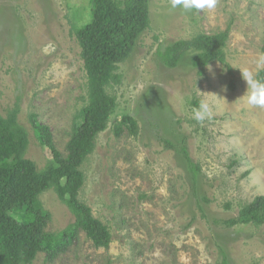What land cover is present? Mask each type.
Masks as SVG:
<instances>
[{
    "label": "rangeland",
    "instance_id": "374dc122",
    "mask_svg": "<svg viewBox=\"0 0 264 264\" xmlns=\"http://www.w3.org/2000/svg\"><path fill=\"white\" fill-rule=\"evenodd\" d=\"M89 20V0H0V114L19 99L25 158L38 170L50 154L28 117L49 128L64 157L85 100L72 30ZM149 21L118 66L121 82L107 91L116 99L110 123L81 167L79 200L107 226L111 243L95 249L79 232L54 261L38 254L32 264H264V226L219 224L264 196V109L238 100L246 87L240 69L256 71L264 44V0H217L212 10L189 12L170 8V0H149ZM227 28L225 65L212 63L200 76L189 56L175 67L161 63L169 45ZM202 99L214 118L198 123L192 109ZM124 116L136 121V134L116 138L112 126ZM183 146L198 168L194 179ZM39 200L50 214L46 232L73 224L53 191Z\"/></svg>",
    "mask_w": 264,
    "mask_h": 264
},
{
    "label": "trees",
    "instance_id": "16d2710c",
    "mask_svg": "<svg viewBox=\"0 0 264 264\" xmlns=\"http://www.w3.org/2000/svg\"><path fill=\"white\" fill-rule=\"evenodd\" d=\"M89 8V22L72 30L86 82L80 123L74 122L71 128L66 155L63 157L56 149L49 128L30 114L35 138L50 154V160L38 170L25 158L28 134L18 122L19 99L4 115L0 114V264H32L38 254H45V263L52 262L66 252L79 232L95 249H108L111 243L107 226L79 200L85 183L81 167L93 153L96 138L110 123L116 99L107 91L121 82L118 66L131 55L137 40L150 26L149 0H89ZM228 38L229 28L213 35L198 34L169 45L159 58L164 66L175 67L181 58L189 56L190 65L201 76L212 63L226 64ZM257 78L264 80V70L258 72ZM136 129V121L129 116L112 126L116 138L125 131L135 135ZM181 153L194 179L198 168L185 146ZM49 190L74 217L73 224L55 234L46 232L50 214L39 200ZM18 210L21 212L15 213ZM219 224L226 229L264 226V196L255 197L235 217Z\"/></svg>",
    "mask_w": 264,
    "mask_h": 264
},
{
    "label": "clouds",
    "instance_id": "9594fccd",
    "mask_svg": "<svg viewBox=\"0 0 264 264\" xmlns=\"http://www.w3.org/2000/svg\"><path fill=\"white\" fill-rule=\"evenodd\" d=\"M217 0H170V8L180 9L184 12L192 10H212L216 7ZM256 71L249 68L240 69V74L245 83V91L239 101H242L250 108L264 109V80L258 79V72L264 70V52L260 53L255 60ZM227 91V86H223ZM192 118L198 123L211 121L214 118V111L206 100H200L197 106L192 109Z\"/></svg>",
    "mask_w": 264,
    "mask_h": 264
}]
</instances>
